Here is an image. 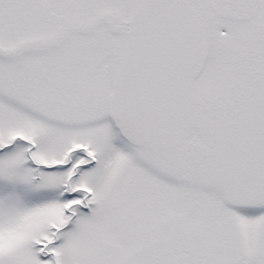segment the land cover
<instances>
[{
    "label": "snow or ice",
    "instance_id": "obj_1",
    "mask_svg": "<svg viewBox=\"0 0 264 264\" xmlns=\"http://www.w3.org/2000/svg\"><path fill=\"white\" fill-rule=\"evenodd\" d=\"M0 264H264V0H0Z\"/></svg>",
    "mask_w": 264,
    "mask_h": 264
}]
</instances>
